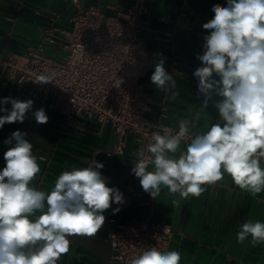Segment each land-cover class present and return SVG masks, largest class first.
Returning <instances> with one entry per match:
<instances>
[{
	"label": "clouds",
	"instance_id": "9594fccd",
	"mask_svg": "<svg viewBox=\"0 0 264 264\" xmlns=\"http://www.w3.org/2000/svg\"><path fill=\"white\" fill-rule=\"evenodd\" d=\"M211 11L214 16L202 25L210 34L203 37V54H197L202 66L193 73L203 96L200 111L179 120L177 132L153 133L132 167L146 193L156 199L166 188L177 197L176 206L181 199L199 198L226 176L253 197L264 192V0H227ZM164 65L163 59L155 63L150 80L167 93L176 81ZM54 75H37L34 82L53 83ZM178 95L172 92L170 99ZM210 102L219 119L192 135ZM8 103L11 110L0 107L7 113L0 116V128L23 123L34 105L32 99L0 100ZM32 114L39 124L49 120L43 107ZM27 135L17 130L4 141L10 147L0 170V264H58L70 252L71 238L95 237L105 224L104 212L113 203L122 205L124 196L107 185L100 171L104 165L96 160L62 171L50 192L39 190L33 181L41 169ZM184 141L189 142L182 148ZM248 237L252 245L264 243V222H243L237 242ZM127 264H181V254L150 246Z\"/></svg>",
	"mask_w": 264,
	"mask_h": 264
},
{
	"label": "crops",
	"instance_id": "0c3cea01",
	"mask_svg": "<svg viewBox=\"0 0 264 264\" xmlns=\"http://www.w3.org/2000/svg\"><path fill=\"white\" fill-rule=\"evenodd\" d=\"M131 0H80L83 9L103 5L107 16L115 13L114 8H124ZM226 5L227 0H148L155 13L144 39L153 50L163 54L154 59L146 74L140 78L145 90L152 96L154 103L149 115L152 120L170 123L178 128V121L194 116L200 111L203 96L198 93V79L193 76L195 69L202 66L197 54H203V37L210 34L202 28L214 13V4ZM60 13L57 24L70 27V17L77 7L69 0H0V52L6 55L10 51L23 52L28 45L36 44L40 39V30L51 22L52 12ZM170 17L171 22L163 20ZM179 63L171 64V58ZM163 59L165 68L173 75L176 87L167 93L151 83L150 77L155 63ZM215 79H218L214 75ZM5 74L0 71V100L11 97L25 101L32 99L33 108L26 114L23 123H6L0 128V170L5 166L4 152L10 145L4 143L14 131L27 133L26 139L33 145V154L37 157L41 173L33 181L39 190L50 192L59 174L71 170L72 166L87 167L92 155L99 151L104 167L101 173L107 176V185L115 187L129 195L128 205L112 204L104 212L106 221L95 237H72L70 252L63 255L58 264H116L112 260L113 250L110 234L115 230L113 219L130 221L148 212L147 193L138 186L132 173L135 160L133 150L135 142L131 135L126 136L125 152L106 156L105 151L115 143V133L109 125L100 124L95 118H84L80 129L59 134V112L47 107L41 98H32L15 81H9L5 87L2 82ZM172 92H178L176 99H170ZM168 97V98H166ZM221 97L214 96V101ZM11 110V104H0ZM43 107L49 120L46 124L35 121L33 112ZM201 112V120L192 132L205 131L211 123L219 119L218 110L212 102ZM0 112V116L6 115ZM187 143L182 142V148ZM45 158V159H43ZM151 170V167L149 168ZM177 197L169 195L162 188L154 205L155 217L166 219L173 226V237L169 250L179 251L181 264H264V243L252 245L251 237L244 243L237 242V232L246 220L264 222V192L253 197L235 187L230 177L207 190L199 198L181 199L179 206L173 201ZM120 208L113 214L112 209Z\"/></svg>",
	"mask_w": 264,
	"mask_h": 264
},
{
	"label": "built area",
	"instance_id": "2783aa9c",
	"mask_svg": "<svg viewBox=\"0 0 264 264\" xmlns=\"http://www.w3.org/2000/svg\"><path fill=\"white\" fill-rule=\"evenodd\" d=\"M69 1L77 7L70 17V27L59 26L56 22L60 13L54 11L50 24L40 30L39 42L26 46L23 52H0V71L5 74L2 86L15 81L32 98H41L48 108L59 112L61 136L82 128L85 117L109 124L115 143L105 151L106 156L123 154L126 136L131 135L135 142L133 167L138 150L147 147L153 133L163 135L165 129L173 133L179 130L170 123L149 118L154 99L140 82L154 59L163 55L144 39L155 13L148 0H131L124 8L107 5L115 10L112 16L106 15L103 5L83 9L80 0ZM163 20L172 21L170 17ZM178 63V58H171L173 66ZM53 73V83L34 82L37 75ZM98 152L90 163L101 162ZM136 180L141 187L139 178ZM128 199L126 195L124 207ZM146 203L150 208L144 215L130 221L112 220L115 230L110 234V243L116 264H127L150 246L165 251L170 247L172 224L155 217V200L149 193Z\"/></svg>",
	"mask_w": 264,
	"mask_h": 264
}]
</instances>
